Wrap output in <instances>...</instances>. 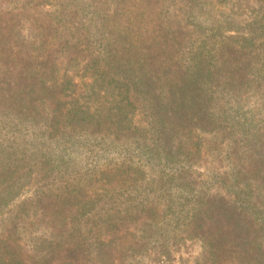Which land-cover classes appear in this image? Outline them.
I'll list each match as a JSON object with an SVG mask.
<instances>
[{
    "label": "trees",
    "instance_id": "trees-1",
    "mask_svg": "<svg viewBox=\"0 0 264 264\" xmlns=\"http://www.w3.org/2000/svg\"><path fill=\"white\" fill-rule=\"evenodd\" d=\"M207 1L0 0V264H264V0Z\"/></svg>",
    "mask_w": 264,
    "mask_h": 264
},
{
    "label": "rangeland",
    "instance_id": "rangeland-1",
    "mask_svg": "<svg viewBox=\"0 0 264 264\" xmlns=\"http://www.w3.org/2000/svg\"><path fill=\"white\" fill-rule=\"evenodd\" d=\"M194 20L199 24L210 26L214 29H230L244 32L249 27V19L246 14H237L233 0H224L218 3L216 0H208L200 3L193 10Z\"/></svg>",
    "mask_w": 264,
    "mask_h": 264
}]
</instances>
